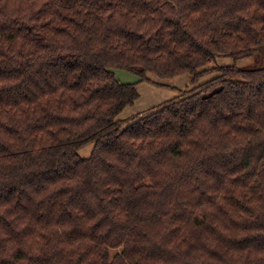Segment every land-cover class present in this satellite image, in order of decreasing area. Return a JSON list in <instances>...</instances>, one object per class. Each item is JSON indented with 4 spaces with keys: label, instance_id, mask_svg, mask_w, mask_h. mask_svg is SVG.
Instances as JSON below:
<instances>
[{
    "label": "trees",
    "instance_id": "1",
    "mask_svg": "<svg viewBox=\"0 0 264 264\" xmlns=\"http://www.w3.org/2000/svg\"><path fill=\"white\" fill-rule=\"evenodd\" d=\"M0 264H264V0H0Z\"/></svg>",
    "mask_w": 264,
    "mask_h": 264
},
{
    "label": "rangeland",
    "instance_id": "2",
    "mask_svg": "<svg viewBox=\"0 0 264 264\" xmlns=\"http://www.w3.org/2000/svg\"><path fill=\"white\" fill-rule=\"evenodd\" d=\"M260 55H252L247 59H240L233 61L230 57H217L216 64H233L237 65H247L252 62ZM116 78L121 82L133 83L137 82V89L139 93V97L134 101L132 105L126 106L122 112L120 113L122 117H128L130 115L144 112L148 110L150 107L160 104L166 100L171 99L172 97L178 95V90H183L185 88H190L192 84L190 83V76L188 74H181L175 76L172 81L169 83L170 86H158L154 84V78H150V81H138V76L134 73H131L127 70L114 68ZM213 75V72H210L209 75L202 76L200 82L209 78V76ZM91 144L85 145L79 149V153L81 155L87 156L91 149ZM113 253V251H111Z\"/></svg>",
    "mask_w": 264,
    "mask_h": 264
},
{
    "label": "crops",
    "instance_id": "3",
    "mask_svg": "<svg viewBox=\"0 0 264 264\" xmlns=\"http://www.w3.org/2000/svg\"><path fill=\"white\" fill-rule=\"evenodd\" d=\"M151 77L154 78L152 75H150V78H151ZM154 79H156V78H154ZM121 117H122V115H121Z\"/></svg>",
    "mask_w": 264,
    "mask_h": 264
}]
</instances>
